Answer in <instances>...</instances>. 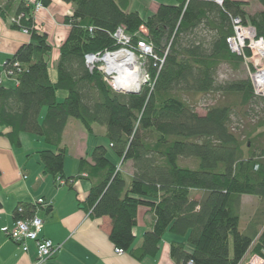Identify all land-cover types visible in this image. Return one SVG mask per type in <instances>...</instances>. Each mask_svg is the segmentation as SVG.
Here are the masks:
<instances>
[{
  "label": "trees",
  "instance_id": "16d2710c",
  "mask_svg": "<svg viewBox=\"0 0 264 264\" xmlns=\"http://www.w3.org/2000/svg\"><path fill=\"white\" fill-rule=\"evenodd\" d=\"M63 1L74 6V13L65 20L72 31L60 49L55 83L49 73L52 47L35 28L33 7L23 0L0 5L10 26L26 29L31 37L4 64L16 87L0 82V127L10 130L6 136L12 145L21 147L22 134L41 137L54 149L40 153L45 174L70 187L90 181L84 209L92 218L110 219V242L138 261L155 258L167 232L187 237L192 248L189 252L185 244L173 243L170 254L176 264L264 259V98L254 94L251 80L217 82L220 66L240 71L244 64L228 46L232 18L252 26L264 40V0H224L222 6L216 0H175L147 16L129 11L130 0ZM252 2L262 11L248 14ZM20 15V24H12ZM120 27L134 46L141 40L152 44L155 56L164 61L147 59L152 81L139 94L115 92L101 72L86 65V55L117 48L112 35ZM60 92L66 93L64 99ZM212 93L239 97L240 102L216 105L200 115L182 99ZM235 108L252 110L235 123ZM72 119L90 134L95 126L104 127L114 156L122 167L131 165V177L109 159L107 147L98 146L90 161L80 160L78 176L65 180L63 140ZM244 196L259 200L245 231ZM140 208L151 211L153 223L136 250ZM36 209L21 205L15 220L33 217Z\"/></svg>",
  "mask_w": 264,
  "mask_h": 264
},
{
  "label": "crops",
  "instance_id": "0c3cea01",
  "mask_svg": "<svg viewBox=\"0 0 264 264\" xmlns=\"http://www.w3.org/2000/svg\"><path fill=\"white\" fill-rule=\"evenodd\" d=\"M44 9L34 15L35 28L40 34L47 35L52 47L49 59V73L51 80H58L56 65L60 58V49L70 36L72 27L65 20L74 13V6L63 0H44ZM7 0H0V5ZM19 1L16 2V4ZM44 4V3H43ZM161 4L172 5L175 0H130L129 11H137L142 15L155 13ZM252 15L262 11V6L252 2ZM31 37L21 30L13 29L9 21L0 15V82L6 88H15V79L9 78L4 72V64L25 44H29ZM58 97H66L58 93ZM45 116V113H43ZM0 264H37V248L34 243L29 244V252L14 243L3 232L4 228H11L15 222V211L21 205H34L43 201L45 205L36 206L35 216L44 221L45 227L41 238L51 240L58 247L55 254L45 264H176L171 258L170 250L173 243L185 244L190 252L192 248L187 243V237H180L167 232L161 243L160 252L155 258L138 261L130 253L118 254L116 247L110 242L111 221L108 218H92L84 209L92 184L84 179L77 181L72 187L61 184L59 178L44 173L40 160V153L54 150L43 138L38 136L21 135V147L16 148L6 136L9 129L0 127ZM88 133L80 124L70 121L64 134L63 145L66 148L64 179L76 178L79 174L80 160L90 161L91 155L98 146L110 148L106 137H95ZM101 139H104L103 142ZM107 144V145H106ZM109 159L115 164L119 160L113 152ZM130 165V164H129ZM131 166V165H130ZM130 167L129 177L132 175ZM86 176V175H84ZM200 198L199 196L197 197ZM254 199V216L259 200L255 197L244 196L241 206V229L245 231L249 225L243 221V206L246 200ZM46 206V207H45ZM153 223V214L147 208H140L138 212V226L135 229L136 242L134 249H139L143 235L149 231ZM264 228L260 229V232Z\"/></svg>",
  "mask_w": 264,
  "mask_h": 264
},
{
  "label": "built area",
  "instance_id": "2783aa9c",
  "mask_svg": "<svg viewBox=\"0 0 264 264\" xmlns=\"http://www.w3.org/2000/svg\"><path fill=\"white\" fill-rule=\"evenodd\" d=\"M27 7H33L34 13L44 9V4L40 0H23ZM209 1V0H205ZM224 0H216V3L223 5ZM23 15L12 19V24L19 25ZM233 36L228 39L229 49L233 54L241 57L246 64H253L254 73L251 74V83L256 96L264 98V40L258 38L252 26H245L240 18H232ZM29 35L26 29H22ZM142 31H144L142 29ZM116 45L114 50H106L102 53L88 54L85 61L88 69L99 71L103 74L106 84L115 92L123 94H139L142 88L150 84L152 77L146 68L148 58H154L163 64L154 53V47L147 42H138L133 45V38L127 34L124 27L118 28L112 35ZM247 51L251 55L248 56ZM7 75V74H6ZM8 76V75H7ZM9 77V76H8ZM61 184H66L60 180ZM38 205H45L41 200ZM46 207V206H45ZM22 213L21 208L18 209ZM44 221L38 216L27 219L15 220L11 228H4L3 232L14 243L18 244L22 250L29 252V244L34 243L37 248V264H45L57 251L58 247L40 235L44 230ZM118 254H123L122 250L116 249ZM250 264H264V259L254 256Z\"/></svg>",
  "mask_w": 264,
  "mask_h": 264
},
{
  "label": "rangeland",
  "instance_id": "374dc122",
  "mask_svg": "<svg viewBox=\"0 0 264 264\" xmlns=\"http://www.w3.org/2000/svg\"><path fill=\"white\" fill-rule=\"evenodd\" d=\"M250 7V6H249ZM247 8L246 11L248 14H251L252 11H255L254 7H251V8ZM144 33H146V30L143 29ZM142 36L141 35V39H142ZM140 42H144L143 40H141ZM254 67H253V64H246L244 63L240 69V71H235L233 70L232 68H230L228 65H222L219 67V71H218V74H217V82L222 84V83H227V82H233V81H237V80H241V79H245V80H251V74L254 73ZM60 93H63L66 95L65 92H60ZM181 97V96H179ZM64 99V98H63ZM182 99L195 107L196 111L200 114V115H205L207 110L213 106H216V105H227V104H235V103H239V97H227L223 94H220V93H212V94H208V95H196L194 97H189V96H182ZM238 112H236L235 114L238 116L234 118V122H238V120H240V117L246 112V111H251L252 108H241V109H236ZM256 112H259L260 109L257 108L255 109ZM72 122H75L77 124H80L79 121L75 120V119H72L71 120ZM81 126V124H80ZM105 128L102 127V126H95V137H92V138H103V134L105 132ZM27 136H31V135H27ZM102 142L104 139H101ZM107 145V144H106ZM108 151H109V154H108V157L111 156L112 154V151L110 148H107ZM190 165V163H187V165ZM121 165V162H119L118 166L120 167ZM130 165L127 164L125 166L122 167L121 165V168L120 170L124 173L125 177H129V173H130ZM255 204H256V201L254 199H248L245 201L244 203V206H243V221L244 223L247 225L248 222H250L251 218H252V211L255 207Z\"/></svg>",
  "mask_w": 264,
  "mask_h": 264
}]
</instances>
